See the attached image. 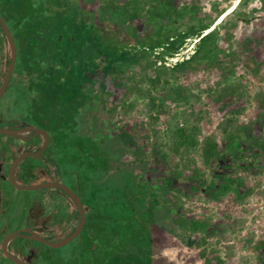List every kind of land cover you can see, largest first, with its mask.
Returning <instances> with one entry per match:
<instances>
[{
  "label": "rangeland",
  "instance_id": "obj_1",
  "mask_svg": "<svg viewBox=\"0 0 264 264\" xmlns=\"http://www.w3.org/2000/svg\"><path fill=\"white\" fill-rule=\"evenodd\" d=\"M6 4L26 70L48 64L50 28L61 15L50 8L99 26L101 43L128 51L148 35L195 28L197 35L185 36L175 54L162 46L141 56L139 69L136 53L108 71L95 63L88 77L92 68L109 74L96 84L100 97L68 111L80 134L110 137L100 146L112 154L111 172L123 163L156 184L149 201L160 205L167 264H264V0ZM209 34L203 58L183 66Z\"/></svg>",
  "mask_w": 264,
  "mask_h": 264
},
{
  "label": "trees",
  "instance_id": "obj_2",
  "mask_svg": "<svg viewBox=\"0 0 264 264\" xmlns=\"http://www.w3.org/2000/svg\"><path fill=\"white\" fill-rule=\"evenodd\" d=\"M29 1L32 5L43 3V0ZM53 4L55 3H49L50 6ZM50 10L56 12L55 16L57 13L61 15L50 28V57L48 64L42 67L46 72L42 83L49 86L51 102L61 104L69 119L65 127L52 129L53 146L66 151V155L59 156L58 161L86 177L83 192L90 206L84 230L65 256L56 257L52 249L38 243L47 251L45 264H167L162 253V246L166 242L164 226L156 218L160 205L149 201L154 198L156 184L150 183V186L142 175L127 170L123 163H116V172H111L108 159L112 154L109 148H101L110 137L99 139L91 133L79 134L78 123L72 119L75 115L68 110L74 106L76 109L83 107L100 97L101 90L86 74L88 68L95 63L108 71L113 65L136 53L134 67L139 69L142 67L139 62L141 56H148L149 51L162 46L169 47L170 54L173 55L185 36L197 35V32L193 27L194 29L167 32L165 35L154 33L146 36L143 41H135L133 52L120 47L118 42L101 43V39L97 37L99 26L87 25L84 21L79 23L74 14L66 11ZM205 29L206 25H202L199 31ZM211 38L212 34L204 37L199 49L183 66L203 58L202 55L207 50L205 43ZM138 47L140 49L136 50ZM217 47L219 54L224 51L220 45ZM25 65L20 58L17 80L20 92L24 95L27 85L34 78L33 74L27 75ZM26 97L27 94L23 99L24 104ZM143 150L136 153V159L140 163L144 156ZM219 165L217 164V169ZM241 168L248 169L250 166L244 164ZM37 175L40 174H36L34 178L40 179L39 182L43 181Z\"/></svg>",
  "mask_w": 264,
  "mask_h": 264
},
{
  "label": "flooded vegetation",
  "instance_id": "obj_3",
  "mask_svg": "<svg viewBox=\"0 0 264 264\" xmlns=\"http://www.w3.org/2000/svg\"><path fill=\"white\" fill-rule=\"evenodd\" d=\"M7 1L0 0V18L10 30L16 45L17 56L8 86L0 98V128L17 131L18 134H0V256L4 258L0 264H16L4 254L2 249L4 239L16 232L22 236L15 237L9 242L10 254L25 264H45L44 257L47 251L38 243L52 249L53 254L56 251L62 252L79 239L84 228L74 240L60 248H52L31 237L36 234L50 242L68 237L78 228L80 213L74 199L59 187L37 190L16 188L10 180L13 163L22 155L32 154L16 165L14 170L16 182L21 186L44 183H59L66 186L82 202L86 221L90 205L84 196L83 187L87 180L78 170H72L71 166H65L58 161L59 156L66 155V151L53 146L52 129L58 130L65 127L69 119L62 111L61 104L52 105L54 102H51L48 95L49 86L42 83L46 74L44 68L31 66L32 68L26 70L27 75L33 74L34 78L33 82L27 85V101L25 104L23 102L26 94L20 92L17 80L20 74V48L14 27L6 15ZM11 58V46L0 23V90L10 70ZM97 71L98 68L91 69L92 81L95 84L98 81L101 84L106 83L109 74L106 72L100 74ZM110 72L115 76L113 70ZM86 74L89 73L86 72ZM117 79L114 80V85L118 82ZM72 119L76 121L77 117ZM39 131L48 135V142L44 134ZM36 174H40L37 178L40 176L43 181L39 182L40 179H37L38 182H36L34 178ZM18 239L20 241H17Z\"/></svg>",
  "mask_w": 264,
  "mask_h": 264
},
{
  "label": "water",
  "instance_id": "obj_4",
  "mask_svg": "<svg viewBox=\"0 0 264 264\" xmlns=\"http://www.w3.org/2000/svg\"><path fill=\"white\" fill-rule=\"evenodd\" d=\"M0 23L2 25V28L4 30V33L10 43V46H11V51H12V58H11V67H10V70L8 72V75L6 77V80L0 90V98L2 97V95L4 94L7 86H8V83H9V80H10V76H11V72H12V68H13V65H14V62L16 60V56H17V49H16V45H15V42L13 40V37L10 33V30L8 29L6 23L4 22V20L2 18H0ZM41 133L44 134V136L46 137V141L48 142V135L43 132V131H39ZM0 134H9V135H17L18 132L17 131H13V130H9V129H5V128H0ZM32 154H25V155H22L20 156L17 160H15V162L13 163V167H12V171H11V174H10V180L11 182L13 183V185L18 188V189H22V190H37V189H42V188H49V187H59L61 189H63L66 193H68L75 201L77 207H78V210H79V213H80V224L78 226V228L71 234L69 235L68 237H65L59 241H56V242H50V241H47L45 240L44 238L34 234L33 239H36L42 243H45L46 245L52 247V248H60L68 243H70L72 240H74L80 233L81 231L83 230L84 228V225H85V222H86V217H85V209H84V206L82 204V202L80 201V199L76 196V194L74 192H72L69 188H67L66 186L62 185V184H59V183H44V184H39V185H33V186H21L19 185L16 180H15V177H14V170H15V167L16 165L21 161L23 160L24 158H26L27 156H30ZM22 236L20 233L16 232V233H12L10 235H8L4 241H3V252L4 254L10 259L12 260L14 263L16 264H25L23 261H21L20 259H18L17 257L13 256L12 254H10V252L8 251V244L9 242L15 238V237H20Z\"/></svg>",
  "mask_w": 264,
  "mask_h": 264
}]
</instances>
